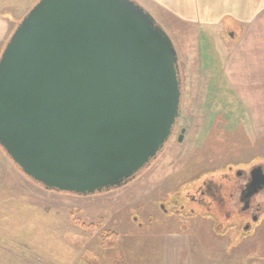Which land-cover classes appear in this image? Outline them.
<instances>
[{"label":"rangeland","instance_id":"1","mask_svg":"<svg viewBox=\"0 0 264 264\" xmlns=\"http://www.w3.org/2000/svg\"><path fill=\"white\" fill-rule=\"evenodd\" d=\"M38 1L0 0V56ZM136 1L177 49L178 126L133 180L92 195L45 189L0 145V264H264V196L253 221L223 185L231 166H264V38H245L247 24L228 16L205 29ZM203 178L223 186L204 206ZM107 230L117 237L106 245Z\"/></svg>","mask_w":264,"mask_h":264},{"label":"water","instance_id":"2","mask_svg":"<svg viewBox=\"0 0 264 264\" xmlns=\"http://www.w3.org/2000/svg\"><path fill=\"white\" fill-rule=\"evenodd\" d=\"M180 73L171 37L136 0H39L0 56V145L47 190L122 187L171 139Z\"/></svg>","mask_w":264,"mask_h":264},{"label":"crops","instance_id":"3","mask_svg":"<svg viewBox=\"0 0 264 264\" xmlns=\"http://www.w3.org/2000/svg\"><path fill=\"white\" fill-rule=\"evenodd\" d=\"M154 10L166 9L184 22L209 28L226 16L247 24L245 38H264V0H139ZM6 18L3 17V20ZM8 20V19H7ZM10 21V20H8ZM11 35V33H10ZM249 47V45H248ZM253 49V48H252ZM263 57L261 58L262 62ZM261 65V63H260ZM263 67V66H262ZM261 68V66H259Z\"/></svg>","mask_w":264,"mask_h":264},{"label":"flooded vegetation","instance_id":"4","mask_svg":"<svg viewBox=\"0 0 264 264\" xmlns=\"http://www.w3.org/2000/svg\"><path fill=\"white\" fill-rule=\"evenodd\" d=\"M180 64V63H179ZM181 71V68H180ZM182 74V73H180ZM182 79V99L184 95V82L183 78L181 75ZM183 102V100H182ZM180 120V118H179ZM179 123V122H178ZM178 123L176 124L174 131L176 127L178 126ZM174 133V132H173ZM261 169L263 174H264V166L260 164H255L254 166H251L250 168H242V169H234L232 166L230 167V173L228 172L225 173L224 179L226 182H223V185L227 187L226 189V194L230 193L232 196H236L239 198V201L236 202L234 205L233 209L235 208L241 217L243 215L244 218H252L253 221L258 219V216L253 213L255 212L254 209L252 208V201L255 197L258 195L264 196V183L259 181V184L254 185V176L258 172V170ZM210 179V178H209ZM205 179L203 178L200 186L198 187V191L200 194V199H197L196 202L198 205L205 204L206 199L214 198L222 191V184L219 181V179H216L212 181L211 179ZM259 186V187H258ZM257 189L256 192H253L254 189ZM213 201V200H212ZM204 206V205H202ZM208 208V206H205ZM231 212V209L227 210ZM214 215V214H213ZM250 225L245 226V230H249ZM247 232V231H246Z\"/></svg>","mask_w":264,"mask_h":264},{"label":"trees","instance_id":"5","mask_svg":"<svg viewBox=\"0 0 264 264\" xmlns=\"http://www.w3.org/2000/svg\"><path fill=\"white\" fill-rule=\"evenodd\" d=\"M99 236L106 242L114 241L115 238L117 237V234L114 232H111L110 230L100 232Z\"/></svg>","mask_w":264,"mask_h":264}]
</instances>
